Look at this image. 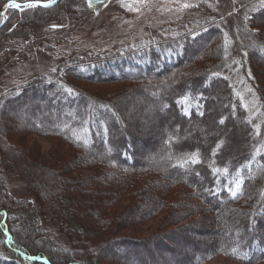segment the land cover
<instances>
[{
    "label": "trees",
    "instance_id": "16d2710c",
    "mask_svg": "<svg viewBox=\"0 0 264 264\" xmlns=\"http://www.w3.org/2000/svg\"><path fill=\"white\" fill-rule=\"evenodd\" d=\"M30 1L0 0V11L9 2ZM74 1L95 12L108 0L11 9V20L0 23L3 41H20L11 38L22 26L12 30L15 17L32 11L48 18L63 2L62 15ZM197 7L202 18L167 30L129 59L115 55L94 64L60 65L48 78L0 96V264H58V258L62 264H119L120 259L206 264L217 257L264 264V0H204ZM51 23L28 31L39 34ZM48 31L49 36L53 30ZM233 75L258 96L260 130L229 78ZM154 95L164 102L159 113L171 115L168 124L174 128L150 143L154 158L143 162L138 148L154 137L142 133L143 123L129 122L127 112L135 99L159 109ZM34 97L46 105L26 103ZM218 97L225 98L224 105ZM16 107L38 115L54 110L57 116L49 120L41 114L30 126L31 120L10 116ZM230 122L240 132L230 139L213 132L210 139L217 135V140L206 145L205 123L218 129ZM35 136L48 139L51 149L44 152ZM194 136L204 145L188 148ZM4 168L23 179L27 198L11 195ZM206 212L214 217L200 215ZM155 220L152 236L142 235ZM180 240L190 248L201 246L184 254L176 248ZM140 251L147 259L136 255Z\"/></svg>",
    "mask_w": 264,
    "mask_h": 264
},
{
    "label": "rangeland",
    "instance_id": "374dc122",
    "mask_svg": "<svg viewBox=\"0 0 264 264\" xmlns=\"http://www.w3.org/2000/svg\"><path fill=\"white\" fill-rule=\"evenodd\" d=\"M203 2L204 0H108L106 5L102 8L95 10V12H87L85 9H80L82 7L80 2L74 1L69 7V13L67 12L62 15H59L58 11L65 8L66 4L63 2L47 14L48 18L46 14L32 13V11L23 15L24 17L17 16L15 17V21H13L17 24L13 26L12 30L18 25V23H22V26L16 28V35L11 38H17V40L20 41H17L15 45H8L7 43H12L13 41H9L10 38L8 37L3 41V33L0 34V43H2L0 49V96L9 93L12 90H16L37 78H48L50 73L56 70L60 65H69L75 62L94 64V62L103 61L108 57L115 55L129 59L130 57H133L134 54H139L144 46H147L152 40L157 39L159 35H162L167 30L176 29L180 25L188 23L189 21L202 18V11L199 10L197 6ZM9 3L3 6L0 13ZM35 8L37 7L26 8L21 11L34 10ZM8 12L9 10L0 17V23L11 20L12 17ZM35 15L37 16L35 17ZM34 17L35 20H38L36 21V24H33L31 21L32 19L34 20ZM61 17H63V20H61ZM50 20L52 23L49 29L50 31H53L48 36L45 34H49V29L45 30L43 28L47 25L46 22ZM39 23L43 27L41 33L37 34L36 32L31 33L28 31L32 26L35 29ZM9 46L14 47L11 48ZM229 78L235 89L238 91V94L241 96L256 130H260L262 109L258 96L255 94L251 86L240 76L233 75L229 76ZM160 94H162V92L157 93L158 96ZM154 96L152 102L156 104L159 109L154 107L155 105H152L147 99H138L137 101L135 99L130 101V109L127 112L129 122L139 125L140 123H143L141 124L143 129L141 130L142 133L145 135V132H148L150 137L147 138H156L155 140L153 138L150 139V141L147 142L148 144L146 148H138L139 156H143L140 157V160L143 162L148 160L149 157L154 158L152 156V150L154 149L153 146L150 148V143L153 141H155V143L159 142L161 135H166L167 131L173 130L174 128L168 124V122L172 120L171 115L164 116L159 113L163 109L164 102ZM32 99L33 100L26 103H29L30 105H46V101L40 99V97H34ZM218 99L220 102L223 100L222 105H224L225 98L218 97ZM43 108L45 107L43 106ZM156 109L158 111H156ZM15 110V112L10 113V116L16 115L17 118L23 121L24 119L31 120L32 123L30 126H36L37 121L42 119L41 114L43 113L40 115L32 114L25 109L19 110V107H16ZM219 112V109L215 110L218 117L221 116ZM43 115L49 120H54L56 119L57 113L54 110L49 112L45 111ZM127 117L125 116L124 118L127 120ZM17 118L12 119L11 121H17ZM5 119L6 118L2 119V121ZM214 123H216V121ZM175 125L177 126V124ZM182 125L183 124H181V128L183 127ZM204 126H207L206 134L208 137L205 139L207 143L206 145L210 143L214 144L217 140V135H215V140L210 139V137L215 134L213 132H216L217 134L219 133V135L223 132L222 134L225 133V135H229L228 139H230L232 133L239 131L235 122H230L225 128L218 129H212V124L208 123H205ZM192 134L193 133H191V135ZM239 134L245 136V133ZM184 136L183 138H185ZM33 140L41 145L44 152H48L52 147L51 142L44 137L35 136L33 137ZM205 140L200 136H194L186 145L188 148H192L195 144L201 147L204 145L203 141ZM236 141L237 144L242 142V140ZM227 148H230L229 145ZM30 169L31 168H28V173L31 174L33 169ZM2 177L13 197L18 200L27 198L28 187L25 186L21 177L14 176L11 171L6 168L3 170ZM3 215L5 223V219H7L6 214L3 213ZM200 215L207 218L214 217V215L209 212ZM158 223L159 221L155 220L147 224L145 228L143 227L144 230L141 234L144 236H152ZM184 224H187V222ZM230 234L231 235L229 236L233 235L232 232H230ZM186 236L191 235L187 234ZM28 243L30 244V248L31 246L32 248L37 246L33 240L31 243L28 241ZM29 244L26 245L29 246ZM7 246L10 247L9 240H7ZM200 246L201 244H196V246L194 244V247L190 248V246H185L181 240L176 241V248L181 250L184 254L191 252L192 250L194 251ZM110 252L111 250H108L106 254H109ZM156 252L158 254V251ZM144 254L146 253L142 251L136 253L140 259L146 258ZM160 254H162L163 257H168L163 252ZM23 258L24 260L31 261L30 257L23 256ZM62 261V259L58 258V264H62ZM168 261H170V263L168 262L165 264H175V261L170 259H168ZM118 263L134 264V261L131 259H120ZM206 264L240 263L229 261L224 257H217L211 259Z\"/></svg>",
    "mask_w": 264,
    "mask_h": 264
},
{
    "label": "water",
    "instance_id": "95a60500",
    "mask_svg": "<svg viewBox=\"0 0 264 264\" xmlns=\"http://www.w3.org/2000/svg\"><path fill=\"white\" fill-rule=\"evenodd\" d=\"M57 2V1H56ZM55 2V3H56ZM15 3H17V2H15ZM55 3H52V4H47V6H44L45 4H42V3H40L38 6H41V7H44V8H48V7H51V6H53ZM10 4V3H9ZM8 4V5H9ZM18 4H20L21 5V7L19 8V9H26V7H24L26 4H28V3H26V4H21V3H18ZM8 5L4 8V10L0 13V17H2L8 10H10V9H14V8H11V7H8ZM19 9H16V10H19ZM31 259V261H35V259H33V258H30ZM45 264H49L48 263V261H45L44 262Z\"/></svg>",
    "mask_w": 264,
    "mask_h": 264
},
{
    "label": "snow or ice",
    "instance_id": "6c2138e0",
    "mask_svg": "<svg viewBox=\"0 0 264 264\" xmlns=\"http://www.w3.org/2000/svg\"><path fill=\"white\" fill-rule=\"evenodd\" d=\"M40 4V0H34V2H30L28 4H26L24 7L26 8H33V7H37ZM44 6H47V4H45ZM8 7L14 8V9H19L21 7L20 4L15 3V2H11ZM71 91V90H69ZM221 123H223V121H221ZM193 162H196L195 160Z\"/></svg>",
    "mask_w": 264,
    "mask_h": 264
},
{
    "label": "bare ground",
    "instance_id": "6f19581e",
    "mask_svg": "<svg viewBox=\"0 0 264 264\" xmlns=\"http://www.w3.org/2000/svg\"><path fill=\"white\" fill-rule=\"evenodd\" d=\"M56 1H57V2H56ZM58 1H60V0H55V1H53V2H54V3L56 2L55 4H57ZM53 2H50V3H49V2H41V1H40V3H42V4H51V3H53ZM55 4H54V5H55ZM54 5H53V6H54ZM37 7H41V6H37ZM41 8H44V7H41ZM15 10H16V9H15ZM21 10H22V9H19V10H17V11H20V12H21Z\"/></svg>",
    "mask_w": 264,
    "mask_h": 264
}]
</instances>
